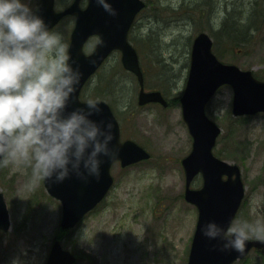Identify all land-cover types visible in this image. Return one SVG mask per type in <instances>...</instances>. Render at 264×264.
Segmentation results:
<instances>
[{
	"label": "rangeland",
	"instance_id": "1",
	"mask_svg": "<svg viewBox=\"0 0 264 264\" xmlns=\"http://www.w3.org/2000/svg\"><path fill=\"white\" fill-rule=\"evenodd\" d=\"M64 1L57 0L58 10L73 0H66L63 6ZM149 1L153 4L138 16L130 36L143 60L147 90L160 89L173 101L182 95L193 38L206 31L215 40L213 32L224 21L232 33L245 28L247 34L241 43L220 39L221 60L264 78V0ZM74 22L70 17L56 28L68 43ZM245 30L241 29L242 36ZM97 42L93 37L85 52L91 53ZM161 58L168 64L165 70L158 65ZM120 59L119 52L110 57L85 87L83 100L95 96L100 80L118 72L115 79H105L113 90L118 89L117 84L123 87H119L117 97L110 96L116 102H110L107 96L95 98L112 107L122 140L135 141L151 154V159L129 168L116 163L112 167L115 185L107 198L68 232L60 226L62 205L49 195L44 178L29 188L28 165L9 163L0 167V193L4 194L12 223L10 231H0V264H45L55 239L77 255L78 264H187L198 210L184 198L186 179L181 161L191 152L193 139L180 102H170L168 108L138 105L137 80L123 69ZM156 68L161 71L158 75ZM160 74L173 78L171 95L158 86ZM232 106L233 90L229 86L221 88L207 106L208 116L222 129L213 152L242 170L245 199L238 218L264 219V114L236 117ZM202 185L199 175L192 189ZM235 264H264V251L252 252Z\"/></svg>",
	"mask_w": 264,
	"mask_h": 264
},
{
	"label": "water",
	"instance_id": "2",
	"mask_svg": "<svg viewBox=\"0 0 264 264\" xmlns=\"http://www.w3.org/2000/svg\"><path fill=\"white\" fill-rule=\"evenodd\" d=\"M74 0L63 10H56L55 0H36V8L51 28H55L65 17L74 16L75 25L70 36L72 59L82 73L77 90L69 108L83 106L80 98L88 81L96 74L114 51H120L125 70L136 75L140 91L138 104L160 103L168 107V101L160 91L145 90L144 74L137 50L129 42L128 35L137 14L146 6L143 0H110L116 15H111L96 0ZM98 36L99 42L91 54L84 52L89 38ZM213 42L203 32L194 40L191 65L187 83L180 99L183 118L193 138L190 154L182 160L185 171V199L198 209V221L187 264H233L245 259L253 249H264V240H247L241 252L222 248L223 241L203 234L202 226L215 221L225 227L236 218L245 198V185L238 165L217 158L213 149L222 130L206 114V106L224 85L234 89L233 114L254 115L264 112V82L256 79L251 71H242L237 66L219 61L212 51ZM102 111L94 118L110 120L113 124L114 140L118 153L114 158H105L99 177L83 179L75 173L63 181L45 178L49 194L62 204L61 228L76 227L85 216L94 210L109 193L114 184L111 168L120 162L123 168L151 158V154L132 140L121 141L119 123L108 103L99 100ZM203 177L201 189H191L193 180ZM11 228L10 214L3 193H0V230ZM76 255L64 249L59 240L52 244L46 264H75Z\"/></svg>",
	"mask_w": 264,
	"mask_h": 264
},
{
	"label": "clouds",
	"instance_id": "3",
	"mask_svg": "<svg viewBox=\"0 0 264 264\" xmlns=\"http://www.w3.org/2000/svg\"><path fill=\"white\" fill-rule=\"evenodd\" d=\"M96 2L117 14L110 0ZM69 48L33 0H0V167L28 165L29 188L72 173L98 178L104 159L118 153L112 122L94 118L102 111L98 98L69 108L82 75ZM202 231L222 240V248L242 252L253 236L264 239V219L233 218L226 227L213 220Z\"/></svg>",
	"mask_w": 264,
	"mask_h": 264
},
{
	"label": "trees",
	"instance_id": "4",
	"mask_svg": "<svg viewBox=\"0 0 264 264\" xmlns=\"http://www.w3.org/2000/svg\"><path fill=\"white\" fill-rule=\"evenodd\" d=\"M147 3H148V5H152L153 4L149 0H147ZM66 4H67V1L64 2V5H66ZM240 31L241 30H239L237 28V30H234L233 33H232V31L229 28L228 22L225 21L224 24H223V26H222V28H221V30L219 31V33H221V34L223 33L225 35H228L229 37H232V38L235 39L234 42H238V41H242V39L240 38L242 36V33ZM218 55H220L221 57H223V55L221 53H219V52H218ZM158 65H159V67H160L161 70H165V68L168 67V64L166 63L165 59H163V58H161V59L158 60ZM160 72L161 71L159 70V73ZM117 73L118 72H114L113 75H111V77H114ZM171 79L172 78L170 76H168L166 78L165 76H163V74H160L159 75L158 86L159 87H162V89L164 91L166 90L168 92V94L172 91V87H173V82H172L173 80H171ZM262 79H264V78H262ZM117 87H118L117 90H113L110 87V85L107 82H105L104 79H102V80H100V83L96 87V93H95V96L94 97H98V96L106 97L107 96V99H113L114 100V97L110 98V96H108V95H111V96H113L114 94L117 95L118 94L117 92H118L120 86H118V84H117ZM120 88L123 89V87H120ZM105 92L107 93V95H104ZM176 99H178V98H176ZM65 232H68V230L65 231ZM76 264H78V261H77Z\"/></svg>",
	"mask_w": 264,
	"mask_h": 264
}]
</instances>
